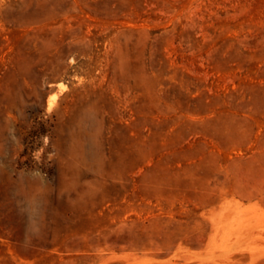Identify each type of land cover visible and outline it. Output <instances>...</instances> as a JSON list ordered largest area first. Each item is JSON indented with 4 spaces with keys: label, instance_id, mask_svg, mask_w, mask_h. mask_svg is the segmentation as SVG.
<instances>
[{
    "label": "rangeland",
    "instance_id": "374dc122",
    "mask_svg": "<svg viewBox=\"0 0 264 264\" xmlns=\"http://www.w3.org/2000/svg\"><path fill=\"white\" fill-rule=\"evenodd\" d=\"M0 264H264V0H0Z\"/></svg>",
    "mask_w": 264,
    "mask_h": 264
}]
</instances>
